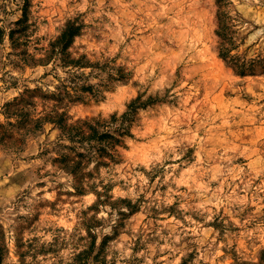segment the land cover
<instances>
[{
    "label": "rangeland",
    "instance_id": "1",
    "mask_svg": "<svg viewBox=\"0 0 264 264\" xmlns=\"http://www.w3.org/2000/svg\"><path fill=\"white\" fill-rule=\"evenodd\" d=\"M0 264H264V0H0Z\"/></svg>",
    "mask_w": 264,
    "mask_h": 264
},
{
    "label": "trees",
    "instance_id": "2",
    "mask_svg": "<svg viewBox=\"0 0 264 264\" xmlns=\"http://www.w3.org/2000/svg\"><path fill=\"white\" fill-rule=\"evenodd\" d=\"M221 30V28L219 29ZM80 32V26L75 25L73 22H68L65 28L62 30L60 36L58 37V42L62 44V49L67 47V43L69 40L73 39V37ZM220 32V31H219ZM225 52L221 51V55H224ZM154 100V97L149 96L145 101H142L140 96L132 99L128 105L127 110L123 113V117L128 119L129 116L135 111L138 107L146 105L148 102Z\"/></svg>",
    "mask_w": 264,
    "mask_h": 264
}]
</instances>
